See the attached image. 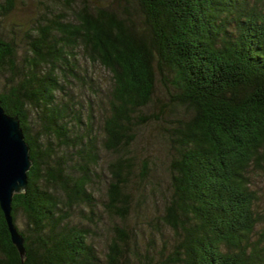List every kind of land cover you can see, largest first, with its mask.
<instances>
[{"label":"trees","instance_id":"trees-1","mask_svg":"<svg viewBox=\"0 0 264 264\" xmlns=\"http://www.w3.org/2000/svg\"><path fill=\"white\" fill-rule=\"evenodd\" d=\"M56 1L22 31L24 56L0 29V99L19 117L33 162L12 211L26 255L0 206V264H264L255 181L264 180V0ZM81 58L109 71L104 93ZM76 79L95 90L90 113L66 86ZM149 123L170 149V188L141 247L126 223L151 177L150 153L135 146ZM100 136L115 156L108 208L125 224L104 257L70 216L81 204L95 215Z\"/></svg>","mask_w":264,"mask_h":264},{"label":"rangeland","instance_id":"rangeland-1","mask_svg":"<svg viewBox=\"0 0 264 264\" xmlns=\"http://www.w3.org/2000/svg\"><path fill=\"white\" fill-rule=\"evenodd\" d=\"M58 3L59 2L56 0H12L10 11L7 14L0 13V29L15 36L16 41L20 44L18 48L20 55L24 56L28 50L27 46L22 41V31L32 27L37 20H42L43 14L48 13V9ZM1 4H7V0H0V7ZM68 14L69 13H66V15ZM80 63V70L85 73L88 78H92L96 81L100 90H103L102 93L109 89L111 75L108 70L100 64H90L86 62L84 58H81ZM66 86L70 87H68V90L72 96L81 101L84 105L83 110L85 114L90 113L91 110L87 107V104H89L90 99L94 102L93 105L95 104V90L87 87L79 79L70 81ZM158 92L162 95L164 91L159 88ZM105 96L106 95L104 94V97ZM99 111V108H94L95 129H98L102 120ZM157 136V125L149 123L138 131L139 140L135 145L137 151H139L138 153L141 155L150 153L149 160L151 162V168L153 169V171L151 169V177L147 186L143 187L145 197L140 203L141 207L138 209L135 204V207H133L129 214V223H126L129 229L138 233L139 245L141 247H144L143 245L149 243L150 236L154 237L151 232V230H153L151 229L150 224L151 218L163 212L165 208L164 199L166 198V193L169 194L170 188L168 167L171 153L167 146V142H165V140L164 143L160 142L156 139ZM101 144L102 136H100L99 139L98 164L96 166L91 165V168L94 170V181L90 185L89 190L93 193L95 198V204L93 207L95 215L92 214V218L86 217L85 214H91L92 208L85 204H81L77 205L70 212V216L73 222H82L90 228L91 234L89 241L95 245L100 256L104 257L108 252L109 242L115 233L114 226L116 224H125L119 216H113L108 208V188L111 178L109 164L115 159V156L107 151ZM153 161H156L157 165H154ZM137 176L133 175L131 177V184L134 192H136L135 188L142 187V184L139 185V176ZM255 181L258 183L260 193L258 209L264 215V180L258 178ZM152 189H155V191H152ZM19 223L21 226H24V219L21 218ZM260 228H264V222H262ZM154 233L157 234L159 231L154 230ZM156 240L160 242L159 234H157Z\"/></svg>","mask_w":264,"mask_h":264},{"label":"water","instance_id":"water-1","mask_svg":"<svg viewBox=\"0 0 264 264\" xmlns=\"http://www.w3.org/2000/svg\"><path fill=\"white\" fill-rule=\"evenodd\" d=\"M30 145L17 115L8 114L0 99V206L4 212L13 243L22 257L26 255L25 239L13 216V199L24 192L29 183L32 166Z\"/></svg>","mask_w":264,"mask_h":264}]
</instances>
